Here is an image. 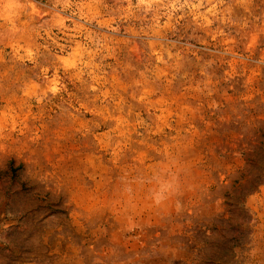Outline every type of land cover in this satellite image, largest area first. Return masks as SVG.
I'll return each mask as SVG.
<instances>
[{
	"label": "rangeland",
	"instance_id": "obj_1",
	"mask_svg": "<svg viewBox=\"0 0 264 264\" xmlns=\"http://www.w3.org/2000/svg\"><path fill=\"white\" fill-rule=\"evenodd\" d=\"M244 7L247 5L237 6L233 12L246 15ZM253 7L264 9V3L253 0ZM149 20L150 16L142 20L125 0L0 3V123L9 129L16 127L0 147V173L8 172L11 164L29 166L25 146H40L53 154L64 151L85 157L86 178L97 191L107 187L108 197L114 192L113 183L122 182L120 177L155 166V145L141 143L137 132L142 136L143 128L133 131L137 119L158 124L163 115L179 123L180 113L193 105L201 107L198 114L187 113L195 135L185 154H195L190 160L194 168L207 167L208 156L222 160L230 155L229 149L235 152L241 145L246 152L256 149L252 160L264 161V24L258 23L257 31H233L230 36L226 31L214 36L215 24L208 30L194 24L183 29L177 26L175 34L163 30L161 36L170 37L163 42L176 45L171 51L187 55V61L181 59L175 71L167 70L168 79L175 75L169 86L163 78L153 83L158 62L150 46L156 37L147 27ZM158 87L160 91H156ZM146 90L149 94L142 100ZM236 160L238 163L226 165L234 173L246 165L242 156ZM260 166L264 168V163ZM197 175L209 176L207 172ZM234 178L239 187L247 184L250 190L261 192L248 206L264 233V190L258 188L264 177L246 174ZM85 198L89 201L87 214L68 217L81 244L100 245L96 255L105 260L110 256V264H147L144 258L124 259L120 249L129 255L143 250L164 230L159 219L142 216L141 226L126 232L119 212L106 200L94 205L90 195ZM37 211L49 214L57 209L47 206ZM62 211L66 213L67 206ZM57 222L53 215L52 233L61 231ZM32 226L28 217L19 224L0 218V264H84L77 256L81 247L71 237H58L51 250L43 252L39 239H32ZM171 246L177 247L175 243ZM45 255L56 259L46 261ZM205 257L207 264H241L232 258L231 244L223 242L210 251L190 252L178 259L181 264H205ZM151 259L173 264L166 249L151 254Z\"/></svg>",
	"mask_w": 264,
	"mask_h": 264
},
{
	"label": "clouds",
	"instance_id": "obj_2",
	"mask_svg": "<svg viewBox=\"0 0 264 264\" xmlns=\"http://www.w3.org/2000/svg\"><path fill=\"white\" fill-rule=\"evenodd\" d=\"M125 2L131 10L139 12L142 20L150 16L147 27L151 35L156 37L150 46L158 62L154 68L153 83L163 78L167 80L169 86L172 85L175 75L168 79L167 70L175 71L181 59L187 61V55L182 57L179 51L175 53L171 51L176 45L163 42L170 38L167 35L161 36L163 30L175 34L177 26L183 29L194 24L196 28L208 30L215 24L217 28L214 36L224 35L225 31L230 36L233 31H257L256 25L264 24V9L257 10L253 7V0H136L135 5L132 0ZM259 2L264 3V0ZM0 3H3V0H0ZM244 5H247L244 7L246 15L233 12L237 6ZM178 12L181 13L180 16L175 15ZM181 20L185 23L180 24ZM144 35L147 36L149 33L144 32ZM157 46L159 51H156ZM191 54L196 55L194 50ZM156 91H160L159 87ZM148 94L146 90L141 99H146ZM133 99L136 97L133 96ZM200 107V105H193L190 109L186 107L177 117L179 123L163 115L158 117L160 120L158 124L154 121L146 124L143 120L137 119L133 131L136 128H143L142 136L137 132V136L141 137V143L155 145L153 149L156 152L155 166L147 171L141 169L127 177H120L122 182L113 183L114 192L108 197H105V193L109 192L107 187L101 186L97 191L96 186L86 178L89 168L84 156L69 155L64 151L53 154L40 146L34 148L30 145L25 146L27 152L25 159L29 161V166L21 168L14 180L0 177V218L6 217L16 224L23 222L25 217L30 218L33 225L32 239H39L40 248L45 253L51 250L50 246L57 243L58 237L63 240L71 237L81 247L77 256L84 264H97V261L101 264H110V256L105 260L96 255L100 245L93 247L90 244L84 247L81 244L68 219L73 213L81 218L87 214L89 204L85 198L87 194L93 198L94 205H100L106 200L115 208L125 225L126 232L140 227L143 223L140 219L142 216L157 218L162 223L164 230L151 239L139 253L129 255L120 249L124 259L138 257L137 261L144 258L147 264H159L157 260L151 259V254L166 249L173 256V264H181L178 259L181 255L207 252L214 249L217 242H223L225 245L231 244L232 258L241 264H264V233L259 231L260 225L257 223L256 214L248 206V202L261 195V192L250 190L247 184L243 188L239 187V181L234 178L246 174L264 177V168L260 166L264 161L252 160L256 149L246 152L242 150L241 145L235 152L229 149L230 155L222 160L218 161L208 156L207 167L201 165L194 168L190 160L194 159L195 154H185L186 150L191 148L195 135L187 113L198 114ZM167 110L165 108L164 112ZM173 124H176V127H173ZM184 124L187 127H181ZM13 131H16L15 125L9 129L0 123V147L3 146L6 137H11ZM241 156L246 162L244 169H237L234 173L226 167L238 163L236 157ZM204 172L209 176L197 175ZM209 179L211 184L208 183ZM258 188L264 190V180L258 182ZM47 206L55 207L57 212L41 214L37 211L38 208ZM66 206L65 213L62 210ZM53 215L57 217L56 225L61 230L56 233L50 230ZM200 231H203L202 239H199ZM194 235L201 247H198L197 240L193 239ZM224 236L231 239L221 240ZM172 243L177 247H172ZM69 255L72 256V253ZM54 259L56 258L44 256L46 261Z\"/></svg>",
	"mask_w": 264,
	"mask_h": 264
},
{
	"label": "trees",
	"instance_id": "obj_3",
	"mask_svg": "<svg viewBox=\"0 0 264 264\" xmlns=\"http://www.w3.org/2000/svg\"><path fill=\"white\" fill-rule=\"evenodd\" d=\"M20 166L18 167H14L12 164L9 166V170L8 172H4V173H0V177L2 176H10V179H15V177L17 176L18 172L20 171Z\"/></svg>",
	"mask_w": 264,
	"mask_h": 264
}]
</instances>
